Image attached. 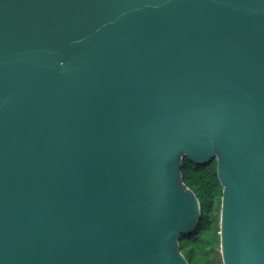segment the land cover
I'll return each instance as SVG.
<instances>
[{"label":"water","instance_id":"95a60500","mask_svg":"<svg viewBox=\"0 0 264 264\" xmlns=\"http://www.w3.org/2000/svg\"><path fill=\"white\" fill-rule=\"evenodd\" d=\"M185 158L264 264V0H0V264H189Z\"/></svg>","mask_w":264,"mask_h":264},{"label":"trees","instance_id":"16d2710c","mask_svg":"<svg viewBox=\"0 0 264 264\" xmlns=\"http://www.w3.org/2000/svg\"><path fill=\"white\" fill-rule=\"evenodd\" d=\"M217 160L199 164L184 159L183 181L198 197L201 217L193 229L181 235L180 251L189 264H223L220 253V213L223 187L217 173Z\"/></svg>","mask_w":264,"mask_h":264},{"label":"rangeland","instance_id":"374dc122","mask_svg":"<svg viewBox=\"0 0 264 264\" xmlns=\"http://www.w3.org/2000/svg\"><path fill=\"white\" fill-rule=\"evenodd\" d=\"M217 247H220V244H218Z\"/></svg>","mask_w":264,"mask_h":264}]
</instances>
